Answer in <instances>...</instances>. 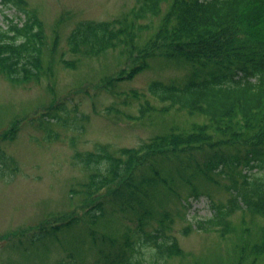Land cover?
Returning <instances> with one entry per match:
<instances>
[{"label": "rangeland", "instance_id": "obj_1", "mask_svg": "<svg viewBox=\"0 0 264 264\" xmlns=\"http://www.w3.org/2000/svg\"><path fill=\"white\" fill-rule=\"evenodd\" d=\"M145 1L0 0V27L5 29L10 20L23 25L34 19L38 26L33 33L42 41L38 70L32 67L17 80L0 68V264H69L71 257L80 264L104 263L110 249L94 244L85 225L71 222L85 206L79 185L91 171L78 159L120 154L170 129L186 132L207 121L148 92L151 83L184 86L194 70L189 63L155 54L134 76L126 71L134 57L124 54L127 38L135 36L136 52L154 38L173 2L163 0L153 14ZM88 23L119 31L124 45L96 55L71 53L70 35ZM259 29L264 31V19ZM217 70L198 68L199 77ZM202 160L199 150L192 149L183 166L173 161L166 169L171 173L168 186L157 188L152 197L153 223L157 226L160 214H167L163 225L175 240V252L161 264H229L236 246L264 227V218L245 209L231 212L224 235L194 227L211 218L213 204H230L226 187L240 184L247 171L243 165L204 169ZM53 221L73 224L55 237L30 241L38 226ZM144 253L148 262L150 250Z\"/></svg>", "mask_w": 264, "mask_h": 264}, {"label": "trees", "instance_id": "obj_2", "mask_svg": "<svg viewBox=\"0 0 264 264\" xmlns=\"http://www.w3.org/2000/svg\"><path fill=\"white\" fill-rule=\"evenodd\" d=\"M162 2L146 0L143 4L154 14ZM167 13L154 38L134 53L135 36H127L124 54L134 57L126 71L134 76L155 54L189 63L194 70L184 86L157 82L148 86V92L160 102L198 112L207 121L186 132L170 129L120 154H85L78 159L91 171L87 182L79 185L85 206L71 222L85 225L94 244L110 249L104 263L97 264H144L146 250H150L147 264H161L175 252L174 237L167 235L163 225L168 215L161 213L157 226L153 223L156 208L152 197L157 188L168 186L169 164L175 161L183 166L192 149L199 150L204 169L243 165L247 170L240 184L226 187L232 197L230 204H213L211 218L194 227L220 230L224 235L228 218L237 209L264 218V31L259 29L264 0H173ZM9 22L5 29L0 27V68L8 78L18 80L32 72V67L38 70L42 41L40 34L33 33L38 26L34 19L23 25ZM119 36V31L105 24L88 23L79 26L68 41L71 53L96 55L124 45ZM209 66L219 70L199 77L198 68ZM142 113L140 110L139 115ZM70 223H43L29 239L55 237ZM96 226L119 236H107L99 228L94 230ZM259 230L236 246L229 264L264 263V227ZM68 263L80 264L73 257Z\"/></svg>", "mask_w": 264, "mask_h": 264}]
</instances>
